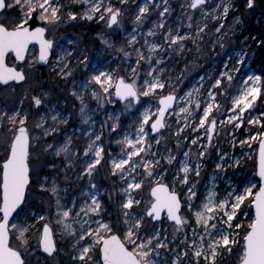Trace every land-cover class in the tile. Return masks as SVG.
<instances>
[{"label": "snow or ice", "instance_id": "snow-or-ice-1", "mask_svg": "<svg viewBox=\"0 0 264 264\" xmlns=\"http://www.w3.org/2000/svg\"><path fill=\"white\" fill-rule=\"evenodd\" d=\"M257 5L264 10V0H242L245 10ZM179 8L173 20L172 0H143L135 8L129 0H0V84L23 87L30 72L37 81L11 107L0 105V264H27L25 252L10 247L9 238L21 239L26 249L30 219L42 225L43 253L53 261L59 255L51 210L26 217L33 194H48L54 201L55 223L71 245L73 264H225L226 255L241 244L240 233L233 231L241 228L240 264H264V75L236 79V65L250 55L241 49L234 63L229 55L197 84L181 90L183 73L173 77L168 63L190 53L189 44L201 53L210 43L209 59L217 47L226 52L225 41L231 44L229 34L236 36L241 24V3L180 0ZM9 10L19 14L8 18ZM84 27L101 29L96 39L103 47L94 50L68 35L57 38L67 28ZM115 37H120L119 47ZM249 39L264 52V34L246 36L241 43L248 47ZM33 42L39 44V56L29 63L25 56ZM109 49L120 57L118 68L100 63V53ZM10 52L21 62L18 68L5 65ZM44 69L79 101V126L77 113L61 111L59 101L54 104L50 90L39 83ZM117 103L123 110L107 112L97 130L95 112ZM61 131L64 136L57 139ZM77 134L86 138L82 148L73 143ZM221 141L228 151L218 147ZM253 142L259 145L258 191L256 184L240 181L220 194L216 181L229 168H241L243 149ZM113 144L118 151H112ZM212 155L215 167L201 192L200 178ZM61 156L65 176L71 170L77 180L87 177L78 194L69 193L66 181L60 187L42 175L55 170ZM101 169L115 181L109 188L93 179ZM145 189H150L147 200L141 195ZM105 197L118 198L115 218L107 212ZM250 207L254 216L242 225L239 217Z\"/></svg>", "mask_w": 264, "mask_h": 264}, {"label": "rangeland", "instance_id": "rangeland-1", "mask_svg": "<svg viewBox=\"0 0 264 264\" xmlns=\"http://www.w3.org/2000/svg\"><path fill=\"white\" fill-rule=\"evenodd\" d=\"M143 3V0H135V3H133V0H129V6L132 8L136 7V4ZM173 3V2H172ZM180 1L177 3H173V6L175 8L174 14L172 19H176V15L180 12L179 8ZM18 12L17 10H9L7 13L8 18H14L15 13ZM19 13V12H18ZM152 20H155L156 17L153 16L151 18ZM151 24H146L145 26V31L147 30V27H150ZM127 29L130 31L131 30V25H126ZM94 27H92L93 30ZM78 28H68L66 31H61L58 33V37L68 35L69 38H80L82 39L86 44H88L89 47H93L94 50L96 48H101L103 47L99 40L96 39V32L87 34L85 37L86 33L82 35V33H78L76 31ZM84 31H86V27L80 28ZM98 32L101 31L100 28H97ZM97 32V33H98ZM211 35V34H210ZM231 38V44L229 45L228 40L225 41L227 47L226 52H222L221 49L218 47L216 48V52L213 53V59H209L207 56V53L212 51V45L210 43L205 44L203 48V52L197 53L195 47L191 44H189V48L192 49L190 53H185L183 56H180L179 59H173L168 61V63L171 65L170 73L173 77H178L181 76L183 73V79L182 82L178 85V88L181 90H187V88H191L193 85L197 84L199 77L202 75H205L209 71H214L218 67H220V62L222 60H225L228 58L229 55L233 57V63L235 62V59L237 58V52H239L241 49L244 51H247L250 53L248 57L245 58V61L241 65H236L240 70L237 73H234L235 77L239 81H243L246 79L248 75L252 74H257V75H264L261 74L258 71V68H255L252 66V61L254 59V55L252 51H250V44L248 41V47H245L241 41H243L242 38L237 39V34L236 36H231V33L229 34ZM88 40V42L85 41ZM116 41V47L120 46V37H115L114 38ZM90 41V42H89ZM91 42H94V46ZM219 53V55H217ZM28 58L26 62L31 63L33 58H37V49L34 47L30 49L28 52ZM9 57H14L13 55H10ZM8 57V59H9ZM15 59V58H14ZM100 63L105 67L108 68L109 66L111 68H118L121 65V60L120 57L117 55V53L109 49L108 51L100 53L99 56ZM9 64V62H8ZM10 65V64H9ZM16 66H20L19 63H16V60H13L12 64ZM38 67V66H37ZM45 75L40 77L39 83L44 87L50 90L51 96L50 98L52 99L53 103L55 104L57 101L58 107L61 109V111L68 109L70 111H74L77 113V121H76V126H79L78 123V108H79V101H73L70 96L67 95V91L64 85L63 81H58L55 79H52L46 75L47 69L44 71ZM29 81L27 84H24L23 87H21L19 84H11L9 86H1L0 85V105H7L8 107L12 106V101L16 99L20 95L22 91H29L31 88L35 87L37 84V81L33 79V73H29ZM79 79V77H78ZM15 89V91H13ZM56 90V91H55ZM67 101V102H65ZM222 103L224 104H229L230 101L221 98ZM89 107L92 109H96V104L94 101L89 100ZM259 103V102H258ZM75 105V107H73ZM123 106L122 104H107L105 109L99 110L95 112L94 119L97 120L96 128L99 130L100 127V122L105 120L106 113L107 112H113V111H122ZM260 110H264V108H261ZM122 119H124L122 117ZM71 125V122H70ZM69 128V133H71V126H66ZM165 135H168L166 132ZM64 136L63 131H61L57 135V139H62ZM86 138L82 135L77 134L76 137L73 139V143L75 146L82 148L85 144ZM215 140V137H214ZM49 143H52L53 141L49 139ZM0 144H2V139H0ZM105 145L106 147L108 146L107 144V139L105 140ZM169 147H172L173 149L175 148L174 143H169ZM218 147L222 148L225 151L229 150V145L227 143H224L223 141L220 142ZM112 151H118V148L116 145H111ZM258 148L259 145L257 142L252 143L251 148H244L243 152L246 156L245 159L242 160V166L239 169H233L229 168L226 173L222 175V177L216 181V190L220 193L223 194L225 189L228 188L229 184L235 186L238 184L240 181H245L251 182L257 185V187L254 189V191H258L259 189V184H260V179L258 177L257 173V157H258ZM240 151H237L235 155L240 156ZM4 155L3 147L0 146V156L2 157ZM35 155V153L33 154ZM63 159V156L56 158V163H57V168L55 170L52 169H47L44 170L42 175L44 176H49L52 179H55L56 183L60 186H64V182L66 181L68 184L71 185L69 187V193H79L81 188L86 185L87 183V177L84 178V180H77L76 176L74 175L73 171H69L67 176H65L63 169V165L60 163V161ZM215 156L212 155L207 161H206V166L204 168V171L202 172V176L200 178L201 183L199 185V189L201 192L204 191L205 188L209 187V178L212 175L213 169L215 167ZM35 166H39V162H36ZM78 167V165H77ZM93 179L102 185L103 188H109L115 181L108 176L106 170L101 169L98 175H95ZM182 191V190H181ZM141 195L144 197L145 200H147L150 197V189H145ZM43 197L46 202H49L51 205L50 209H43L40 207L39 204L36 203V198ZM111 203V206L114 210H116L118 214V198H114L113 200H108ZM105 206L108 212V206L105 201ZM26 209V217H32L34 216L37 212H41L42 214L47 215L49 213V210L53 213V219H52V228H53V236H55V241L57 243L58 249H59V255L55 258V261H53L51 258H48L46 254L42 253L41 247H40V239H41V234H42V225L40 222L30 219L29 223L33 225V227L29 230L28 233H26L27 237V248L25 249L24 243L22 242L21 239L16 238V237H11V245L19 249L21 251L25 252V259L26 261L30 262V264H73L70 256H69V250L71 245L67 243L66 239H61V232L60 229L57 227L55 223V203L54 201L49 200V195H31L25 205ZM254 216V211L253 208H249L247 211V215L241 214L239 217L238 222L241 223L242 225H247L250 222L251 217ZM164 227H167L168 232L171 233L172 229L171 227H168V225H164ZM233 231L239 232L240 236L238 239L241 240L242 244V236L244 235V229H234ZM13 240V243H12ZM241 244H237L234 246V251L230 256L226 255L225 259V264H239L240 261L236 262L234 254L237 253V250L239 249L240 255L242 256V250ZM240 246V247H239ZM95 259V256H94ZM163 259V258H162ZM170 259V257H169Z\"/></svg>", "mask_w": 264, "mask_h": 264}, {"label": "trees", "instance_id": "trees-1", "mask_svg": "<svg viewBox=\"0 0 264 264\" xmlns=\"http://www.w3.org/2000/svg\"><path fill=\"white\" fill-rule=\"evenodd\" d=\"M172 2L177 3L179 1H172ZM240 3H241V10L239 13H237V15L241 16V24L235 29L236 33H237V39L242 38V37L244 38L246 36H248V37H252V36L259 37L262 34H264V10H262V8L259 5H257V8L254 11H248V10H245L243 8L242 0H240ZM7 13H6V16H7ZM18 14L19 13L16 12L15 16H17ZM94 28H93V30H92V28H91V30H89V27H86V31H84L85 29L82 30V29L78 28L76 31H78V33H83V34L86 33V35H85V37H86L88 32H89V34H91V33L98 31L96 27H94ZM85 41H86V39H85ZM86 42H88V40ZM249 44H250L249 49H250V51H252V53L254 55V59L252 61V66H254L255 68H258V71L261 74H264V52H261L260 49L256 46L255 43H253V41L251 39H249ZM13 60H15L14 57H9L8 62L10 65L12 64ZM42 198L43 197H39V198L37 197L35 199L36 203L39 204L40 207L43 209H46V210L50 209L52 204H50L49 202H46ZM105 201H106L107 206H108V213L112 215V218H115V216L117 215L116 210H114L112 208L111 203H110V201H108L107 197H105ZM12 243H13V240H12ZM240 254L241 253L238 249L237 253L234 254L235 258H233L236 260V262L240 261V257H241ZM27 264H30V262L27 261Z\"/></svg>", "mask_w": 264, "mask_h": 264}, {"label": "water", "instance_id": "water-1", "mask_svg": "<svg viewBox=\"0 0 264 264\" xmlns=\"http://www.w3.org/2000/svg\"><path fill=\"white\" fill-rule=\"evenodd\" d=\"M175 1V0H174ZM34 45H36L37 47H38V51H39V44L38 43H36V42H33V43H31V44H29V46H28V50L30 49V47H32V46H34ZM38 54H39V52H38ZM10 55H13L14 56V58H15V54L14 53H8L7 54V56L5 57V61H4V63H5V65L7 66V67H9V68H11V67H17L16 65H9L8 64V57L10 56ZM27 55L28 54H26V56H25V59H26V57H27ZM16 60V59H15ZM16 63H21V62H19V61H17L16 60ZM18 68V67H17ZM15 82H12V81H10L9 82V85H11V84H14ZM1 86H5V85H3V84H0ZM258 154H259V148H258ZM1 157V156H0ZM0 162H2V161H0ZM257 162L259 163V160H258V157H257ZM257 173H258V164H257ZM259 177V176H258ZM260 179V178H259ZM253 211H254V208H253ZM42 232H43V229H42ZM41 236H42V234H41ZM53 239H54V241H55V236H53ZM56 242V241H55ZM9 245H10V247H13L12 245H11V236H10V238H9ZM58 247V246H57ZM14 248V247H13ZM16 249V248H15ZM41 251H42V253H43V250H42V248H41ZM45 254V253H44ZM47 255V254H46ZM240 264V263H239Z\"/></svg>", "mask_w": 264, "mask_h": 264}, {"label": "flooded vegetation", "instance_id": "flooded-vegetation-1", "mask_svg": "<svg viewBox=\"0 0 264 264\" xmlns=\"http://www.w3.org/2000/svg\"><path fill=\"white\" fill-rule=\"evenodd\" d=\"M70 28H68V30H69ZM95 29V28H94ZM70 31V30H69ZM98 32V31H97ZM97 32L95 33V34H97ZM47 38H49V39H52V37H47ZM36 48L37 49V54H38V47L36 46V45H34V46H32V47H30V49H32V48ZM30 49L28 50V52L30 51ZM28 52H27V54H28ZM29 55V54H28ZM28 55H27V57H26V59H25V61H27V58H28ZM38 56H39V54L37 55V58H38ZM20 65H21V63H19ZM46 69H44V70H42V71H45Z\"/></svg>", "mask_w": 264, "mask_h": 264}]
</instances>
